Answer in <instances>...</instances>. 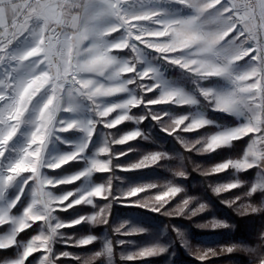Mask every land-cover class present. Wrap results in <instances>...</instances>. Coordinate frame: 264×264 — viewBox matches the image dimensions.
I'll return each instance as SVG.
<instances>
[{
  "label": "rangeland",
  "instance_id": "obj_1",
  "mask_svg": "<svg viewBox=\"0 0 264 264\" xmlns=\"http://www.w3.org/2000/svg\"><path fill=\"white\" fill-rule=\"evenodd\" d=\"M6 1L0 0V2L4 3ZM103 3L104 0H100L92 9L94 12L93 16H97L96 20H90V17H93L91 14H88L86 18L85 12L83 13L80 32L77 36L78 40L77 38L74 40L73 56L65 57L58 65L57 70L51 72V75L49 71L44 74L42 72L40 75L41 83L35 87L36 91L40 90V94L38 93L35 97H31L33 96L31 94L25 99L27 102L31 100V104H26L25 100H23L24 103L19 104L20 98H22L19 91L22 89V84L28 83L30 86L29 92L32 93L34 91L32 88L37 82V74L27 71L25 73H13L10 77H6V74L4 78L0 76V127H9L7 119L17 115V109H21L22 112H25V115L36 112L39 107V97L41 100L45 97L47 101L51 98L53 105L59 106L53 122V135L49 138V145L56 147L61 145L62 147H59V155H63L75 151L77 145L87 141V147L80 154V158L68 162H75V169L64 172L55 171L54 174L56 173L57 175H54L53 179H63L80 173L89 166V161L93 158L100 160L111 159L109 171L93 172L90 176L81 177L79 180L68 183L73 184V186L68 187L66 186L68 184H59L52 190L57 196L67 192H73L74 196H77L78 194H84L95 186L106 185L111 179V183L108 185L110 194L106 198H94L92 204L74 205L67 208V210L57 209L59 211L56 214L58 217L53 213L61 222L70 223L79 217L94 215L107 205V222L96 225L81 222L74 226L60 229L61 235L57 236L52 243L51 252L49 254L47 252L46 257H44L45 252L42 250L36 251L27 257L29 258L27 264H41L42 260L46 261L47 259H51L53 264H82L84 258L102 252L106 243L111 246V255L99 256L94 261V264H178L179 248H183L184 255L188 258L202 260L213 250L211 246L212 240L210 236L194 239L190 225L195 226L204 233L214 232L227 227L229 223L226 219L219 218L216 210L210 207L205 194L207 190L213 191L214 187L229 183H242L241 173L244 171L228 168L225 170L228 174L223 180L211 177L216 174H203L204 181L189 180L190 177L186 169L183 152L179 149V146L186 149L184 147L186 142L190 143L203 137L243 126L252 119L256 101L250 99V97H254L255 92H245L243 89L256 82L251 77L257 71L263 73L264 62L256 64L250 60V57L234 59L237 54L242 53L243 49L249 47L245 45L241 37L228 44L221 42L212 53L204 52L198 44L186 45L185 41L192 35V25H198L201 31L214 35L221 30H226L232 24L230 20H185L186 14L192 10L185 9L183 4L178 3L177 0H120L121 9L118 13L100 7ZM154 9L159 10L161 13L166 10L169 11L171 20H160L168 24L166 30L162 28L161 23L154 20H141L138 24L122 22L121 17L124 20H131L133 14L142 15L145 10L151 11ZM213 11L215 10L206 9L202 12L210 13ZM199 12L201 11H198V9L194 10L196 14ZM115 28H120V31H114ZM129 30H135L143 38L142 41L137 42L139 51L126 48L124 50H113L112 52L110 49L111 44L114 41H126ZM161 31H164V34L158 35ZM109 33L111 34L109 35ZM35 39L36 31L32 28L29 33L30 44L36 42ZM145 42L155 46L157 50L146 46ZM259 42L261 47L264 48V38L259 37ZM159 49H166L167 51L164 52ZM225 50H227L228 55L223 54ZM164 55L186 61L196 60L197 63L191 64L188 69H183L178 65L168 63ZM108 56L115 58L116 64L105 63V59ZM19 57L18 60H21V56ZM22 62L23 60L18 62L17 65L20 68L26 67L25 63ZM129 65H132L137 71L153 69L154 75L141 79L138 73L119 72L120 67H128ZM201 65L206 66L203 69L205 71L210 70L211 67L221 68L223 70L222 74L219 76H203L197 71V69L201 68ZM70 70H73L76 74L79 89L76 92L71 87L66 86L61 88L62 93L59 94L54 83V76L57 75V79L64 80ZM241 76H244L245 79H240L239 77ZM133 79L135 80L134 83L132 82ZM257 79H260V77H257ZM11 81L20 82L19 87L11 85ZM80 81L92 82L89 92H95L97 88H100L101 92H103L108 88L118 87L126 82L128 91L114 92L109 95L98 93L94 98L89 99V95L80 87ZM153 84L157 85L153 91H144L146 86ZM201 89L209 90L215 95L205 97L201 94ZM165 90H179L186 96L191 97L195 103L184 105L147 103L158 99ZM133 95L135 98H142L145 103L139 105V109L132 114L131 109L133 108H131L128 114L134 117H145L142 122L124 121L132 122L133 124L132 127L124 131L106 128L103 123L99 122L101 118L96 114L97 109L102 110L105 106L122 103L132 98ZM220 96L233 98L235 106L231 111L225 112L214 109V104ZM210 100L211 102H209ZM179 106H185L186 109L182 111L176 110L175 108ZM149 113L163 114L162 120L153 119V116L149 115ZM118 114H120V109L103 119H114ZM181 116H187L190 119H206L210 123L205 126H213L215 129L195 136L188 135V132L180 130L169 134L168 131L163 129L164 124H169L171 120ZM27 118L25 117L22 121H15L16 124H19L17 133L7 143L2 144L6 146V150L3 156L0 157V176L4 175L7 165L16 158L27 142L28 134L33 129V125L28 123L32 119L27 120ZM62 121H75L78 124L93 121L95 122L94 133L89 138L81 128H73L64 132L55 131V129L62 126ZM133 130L141 132V136L136 138L139 139L138 143L126 149L117 147L121 144L110 143L109 154L97 156L99 147L105 144L106 139L109 137L113 140L119 139ZM248 135L250 139L241 155H233L221 162L210 165L197 163L194 164V167L202 174L203 171H208L222 162L243 159L245 151L258 134L249 133ZM196 147L200 148L201 145L198 144ZM257 149L264 150V145L258 144ZM193 152L196 154L210 153ZM152 153H164L166 158L148 167L129 171L122 170ZM261 163H264V161H261ZM252 168H254V175L247 190L248 195L255 191L264 190V188L257 187L255 191H251L254 185L264 184V169L254 166L247 170ZM177 172H182L184 175H177ZM96 174L101 175H97L94 178ZM148 184L156 186L150 189L146 188L145 191L138 193L136 196L127 197L125 195L134 187ZM168 185L176 186L181 191L159 211L139 203L147 202L152 204L155 196L165 191ZM19 187L18 184L13 182L7 186L3 195L0 196V209L5 208L9 202L19 197L18 202L9 212L12 217L21 216L32 199V186H25L21 190ZM185 200L189 201L187 207L179 214H173ZM70 201H65L64 203L67 204ZM245 202L247 209L257 207L255 203ZM245 202L240 204L245 205ZM201 204L205 207L202 211L197 212L196 210ZM260 204L262 205L264 202L261 200ZM166 212L169 215H165L164 213ZM157 214H163L173 219L172 223L165 224L161 222L154 217ZM183 219L185 222L182 221ZM213 222L222 223L225 226L199 227L202 224L211 225ZM41 223L36 222L28 229L18 233L16 236L17 243L13 246L0 248V260H7L9 264H16L17 261L22 260L23 246L27 245L34 236L39 234ZM121 224H124L122 232H115L114 229ZM73 227L76 229L70 230ZM10 228V224L0 226V236L7 235ZM131 229H138L139 231L133 232ZM25 231H28V234L18 239V236ZM125 232L129 234H124ZM88 236L95 237V240L86 246L76 245L75 242L77 240ZM149 248L157 250L163 248L164 251H155L154 254L145 258L137 257L138 252ZM65 252L69 253V256L61 255ZM130 256L134 258L128 259ZM75 257H81V262ZM26 261L27 259L23 260V264Z\"/></svg>",
  "mask_w": 264,
  "mask_h": 264
},
{
  "label": "snow or ice",
  "instance_id": "obj_2",
  "mask_svg": "<svg viewBox=\"0 0 264 264\" xmlns=\"http://www.w3.org/2000/svg\"><path fill=\"white\" fill-rule=\"evenodd\" d=\"M177 2L185 4L186 6H191V4L189 3V0H177ZM259 2H260L261 7L264 8V0H259ZM242 6H243V4L234 5L233 0H205L203 6L201 8H199L198 11H204L205 9H212V10H215L217 12H219L221 10H223L225 12H232V11L238 10V7H242ZM100 7L105 8V9L112 11V12L118 13L121 9V4H120V0H104V3ZM161 15H162V13L159 10L154 9L151 11L145 10L142 15L133 14L131 20H124L122 17H121V19H122V22L128 23V24H138L141 20H154V21H157L158 23H161L162 28L164 30H166L168 27V24L160 21L159 18L161 17ZM189 23H191V21H189ZM114 31H120V28H115ZM110 34L111 33H109V35ZM163 34H164V31H161L158 33V35H163ZM244 35H245V32L243 30H241L240 28H238L237 26H230L226 30H224L223 32H220V33L213 35V34H208V33L201 31L198 25H192V35L189 36V38L185 41V43H186V45H197L198 44L202 47L204 52L212 53L215 51V48L221 44V42H225L226 44H228L229 42L237 40L241 36H244ZM142 40H143V38L135 30H129L127 40L123 41V42L122 41H114L111 44L110 49L113 52V50H124L126 48H131L133 51L138 52L139 50H138L137 45ZM145 43H146V46L153 47V50H157L155 48V46L149 45V44H147V42H145ZM159 50L164 51V52L167 51L166 49H159ZM41 52H42L41 48L34 47L31 50L24 52L21 56V59L24 61H27V62H34V58H36L38 56V54H40ZM223 54L228 55L227 50H225ZM244 57H250V60L254 61L256 64H260L261 62H264V48L261 47L258 36L252 40L249 47H246L245 49H243L242 53L237 54L234 57V59H243ZM164 58L168 61V63L178 65L179 67H181L183 69H188L191 64L197 63L196 60L186 61V60H181V59L169 56V55H164ZM105 63H107V64L112 63L111 56H108L105 59ZM205 67H206L205 65H201V68L197 69V71L200 72V74L203 76H210V75L219 76L222 74V71H223L221 68H218V67H211L210 70L205 71V70H203ZM128 68L131 69V71L123 72V73H138V75L140 76L141 79H143L145 77H151L154 75L153 69H145L144 71H137V69L134 68L132 65H129ZM257 77H260V79H257ZM239 78L245 79L244 76H241ZM251 78L256 80V82L248 85V87L246 89H243V91L255 92V96L250 97V99H254L256 101V103L254 105L253 118L250 119L243 126L236 127L234 129H230V130L215 134V136H222V137H226V138H231L227 141L229 143L231 141L240 139V138L248 135L249 133H256L258 135L252 141V143L249 145L248 149L245 151L243 159L237 160V161L231 160V163H229L230 160H228L226 162H222L216 166H213L208 171H203L202 174H204V175L218 174L222 171L227 170L228 168L235 169L234 165H236V164H246L247 165V167L241 168V169H239V171H245V170H247L251 167H254V166H259L262 169H264V163H261V161H264V150H258L257 149L258 144L264 145V73L257 71L256 74L254 76H252ZM132 82L134 83L135 80L133 79ZM79 83H80V87L82 89H84L86 94L89 95V99H92L95 97V95L92 94L93 92L88 91L89 88L92 87L91 81H80ZM25 87H27V86L25 85ZM155 87H157V85H155V84L148 85L145 87L144 91L145 92L153 91L155 89ZM201 94L205 97H211V96L215 95V93H213L209 90H205V89H201ZM136 99L140 100V103L137 106L145 103L142 98H136ZM209 102H211V100ZM147 103L148 104L173 103V104H178V105H184V104L195 103V101L191 97L186 96L185 94H183L179 90H165L161 93V95L158 99L148 101ZM234 106H235V101L233 100V98L226 97V96H220L217 98V100L214 104V109L229 112L232 110V108ZM130 109L131 108L120 109V114H124V112H127V114H128L130 112ZM99 111H101V110L97 109V113ZM38 115H39V112L37 113L36 116H38ZM149 115H152L153 119L159 121V120H162L163 114L149 113ZM97 116L99 118H101V120L99 122L103 123L106 128H109V129L113 128V127H108V125L111 124V121L113 119L105 120L103 118H107L108 116L107 117L100 116V115H97ZM129 116H132V115H129ZM17 119L19 120L20 117H17ZM176 119L182 120V122L179 124L178 127L170 128V127H168V124L163 125V129L168 131L169 134H172V133L176 132L177 130L185 131V132L194 131V130L200 129V128H202L205 125L210 123V121L203 119V118H191L190 119L187 116H181V117L176 118ZM43 123H44V121L42 119H37V125H42ZM69 123H71V122H68V121L63 122L62 126L59 127L58 129H55V131H69L73 128H81L86 133V136L89 138L94 133L95 122H93V121H88V122H85L84 124H78L77 122H75L72 124V127L67 126ZM194 123L199 124L200 127L191 128L190 126L193 125ZM118 125H120V124H118ZM118 125H116V126H118ZM10 127H11V129L13 127H16L18 129L19 124L18 123L12 124V125H10ZM35 127H36V125L33 126V129H32L33 131L35 130ZM245 128L248 129L247 132L243 131V129H245ZM88 132L91 133L90 136L87 135ZM131 132H138L139 135L137 137L141 136V132L138 130H133ZM128 134L129 133H127L123 136H126ZM212 136L213 135L208 136V137H206V139L212 140ZM0 138H2V137H0ZM132 140L133 139L127 140L124 143H127V142L132 141ZM124 143H120V144H124ZM111 144H116V143H111ZM38 145H39V142H37L36 145L30 144V136H29L25 147L28 149V151H33L34 148ZM184 147L188 151H197V149H198L196 146H192L191 144H188V143H185ZM5 150H6V146L0 144V152L4 153ZM73 152H75V151H73ZM73 152L66 154L69 156V159L67 160L66 163L80 158V154L83 153L84 151L78 152L74 156L72 155ZM109 152H110L109 145H108L107 150L105 149V145H103V146L99 147L97 153H98V156H100V155H108ZM2 156H3V154L0 155V157H2ZM165 158H166V154H164V153H152V154L144 156L138 162L132 163L130 166L123 168L122 170L129 171V170H135V169H139V168H143V167H148V166L157 164V162L159 160L165 159ZM27 159L30 160L32 158L28 157ZM98 161L100 163L107 164V169L104 171H100V170H98V168L96 166H94V163L89 162V166L85 170L81 171L78 174L71 176V177H75V179H71V177L61 179V180L65 181V183H63V184L72 183L76 180H79L81 177L88 176L89 172H91V174H92L93 172H107L110 170L111 159H109V160L98 159ZM66 163L62 164L60 167H62ZM12 165H13V163L7 165V167L5 168L4 175L0 176V177H3L4 181L6 182L3 185L4 190L7 188V186L11 185L14 181H16L17 178H20L22 176V174H24V173H21L19 176H17L15 173H13L11 171ZM224 165H227V167H223ZM27 173H30V175L27 178H24L25 183H27V180H32L35 182L36 177L34 176V174L32 172H27ZM177 175H184V173L177 172ZM9 176L13 177V179L11 181H9L7 179ZM155 186L156 185L148 184V185L134 187V188L130 189L125 195L127 197L136 196L138 193L145 191L146 188L150 189V188H153ZM238 186H239V183H229L226 185L214 187L213 191L215 193L219 194V193H222L224 191L230 190L232 188H236ZM257 187L264 188V184L254 185L253 188L251 189V191H255L257 189ZM106 189H107V192L105 191ZM92 190L97 191L98 194L93 195L91 197H88L85 195V193L84 194H78L77 196H74L73 192H71L72 195H67L69 193V192H67V193L61 195V196H66L67 198L64 199L63 202L54 203L52 206L53 212L56 211L57 209L67 210V208H69V205H71V207H73L74 205L87 204V203H85V200H87V199H91L93 202L94 198H106L109 195L108 193H110V187L107 184L95 186L92 188ZM180 191H181L180 188H178L176 186L168 185L166 187L165 191H163L161 194H157L155 196L154 202L152 204H149L147 202H144V203L139 202V203L143 206H150L155 211H159L161 208H163V206L166 203H168L171 199H173ZM82 195H85V200L80 199V197ZM70 198H72L71 201H70ZM18 200H19V197H17L16 200L9 202L7 204V206L5 208H3L4 210L7 211L8 217H12L9 215V212H10L11 208H13L16 205ZM65 201H70V202L65 204L64 203ZM188 203H189V201L185 200L175 210V213H173V214H179L180 212H182L183 209L185 207H187ZM204 207L205 206L203 204H201L200 207L196 211L197 212L202 211L204 209ZM249 209H250V211H254V209H251V208H249ZM25 210H28V206L24 209V211ZM24 211H23V213H24ZM164 214L169 215V213H167V212ZM193 214H195V213H193ZM0 215H2V213H0ZM107 215H108V209H106L104 207V208H101L100 210H98L94 215H90V216H86V217L82 216L83 218L79 217L78 219H75V220L71 221L70 223H65V225H67L65 227H71V226H74L75 224H78L81 222H88L89 223L91 220H94L97 217H99L100 219H104L105 223H106L107 222ZM36 222H42V221H40V220H35L34 222L30 221L29 222L30 226H32ZM5 224H10L12 227L11 219L5 218L4 222L0 223V226H3ZM209 226L210 227H222L225 225H223L222 223H218V222H213L211 225H204V224L199 225V227H209ZM65 227H63V228H65ZM28 228H25L24 230H26ZM60 229H62V228H60ZM60 229H58V231ZM116 229H117L116 230L117 233H121L122 230L124 229V226L120 227V225H119L118 227H116ZM24 230H22V231H24ZM22 231H20V232H22ZM136 231H139V230L137 229ZM136 231H134V232H136ZM20 232H18V233H20ZM10 234H11V228L9 230V233L7 235H3V236H9ZM17 234L13 238L12 244H9V245H6L5 247H0V248H7V247H11L14 244H16L17 243V241H16ZM124 234H129V233L125 232ZM94 240H95V237L88 236V237L81 238V239L77 240L75 243L77 246H86V245L90 244L91 242H93ZM27 245H28V243H27ZM27 245L23 246L24 247L23 254H22L23 259L17 261L16 264H23V260H26L27 257H29L31 254H33L36 251L43 250L45 253L49 252L48 247H46V246L40 247L38 245L34 246L32 251H28ZM155 251H157V249L149 248L146 250H142V251L137 253V257L138 258H145V257H148V256L154 254ZM226 251L230 252V251H232V248H228V249H226ZM25 253H27V254H25ZM211 254L215 255L214 252ZM61 255L69 256V253L65 252V253H62ZM101 255H108V256L111 255L110 244L106 243L104 245V249L102 252L92 254L88 258H84L82 261V264H94V261ZM75 258L81 262V259H82L81 257H75ZM133 258L134 257H131V256L128 257V259H133ZM49 260H51V259H47L46 261L42 260L41 264H47V262ZM0 264H9V261L0 260ZM52 264H53V262H52ZM259 264H264V256H261L259 258Z\"/></svg>",
  "mask_w": 264,
  "mask_h": 264
},
{
  "label": "crops",
  "instance_id": "obj_3",
  "mask_svg": "<svg viewBox=\"0 0 264 264\" xmlns=\"http://www.w3.org/2000/svg\"><path fill=\"white\" fill-rule=\"evenodd\" d=\"M99 1L100 0H7L6 3L0 2V27H5L12 23L14 24L13 28L11 29L13 42L8 49L0 52V76L4 78L6 74V77H10L13 73H25L27 71H31L37 74V82H35L33 88L31 87L34 90L33 92L31 91L32 93L29 92L30 86L28 83L21 85L22 89L21 91H19V93L21 92L20 96L22 97L20 98V105L21 103H24L23 100H25L27 96H30L32 94L33 96L31 97H35L38 93L40 94V90L36 91L35 87L37 86V84L41 83L40 75L42 74V72L44 74L49 71L48 65L52 56H56L57 58L55 71L65 57L73 56L72 54L74 51V40L75 38H77L78 33L80 32L83 13L85 12L86 18L88 17V14H91L93 16L94 12L92 9H94V5ZM238 1L239 0H233V4L237 5ZM204 2L205 0H189L191 6H186L185 4H183V7L185 9L192 10L189 11L188 14H186L185 20H230L232 26H234L231 19V13L233 11H213L210 13H203L201 11L198 14L194 13V10L201 8ZM252 8L256 14V22L258 26L257 36L264 38V8L261 7L259 0L253 1ZM90 18V20H96L97 16L94 15ZM160 20H171L168 10L162 13ZM50 23H56L62 28V37L57 44H54L50 47H42L43 33L46 26ZM32 28L36 31V42L30 44L29 33L31 32ZM220 32L223 31L221 30ZM34 47L41 48L42 52L38 54L36 58H34V62H27L23 60L26 67L20 68L17 63L22 59L18 60L20 58L19 56H22L24 52L31 50ZM56 76H54V83L58 91L59 88L57 86V82L61 79H57ZM10 84L19 87L20 82L11 81ZM25 85L27 87H25ZM46 102L47 100L45 99V97H43L42 100L39 97V107L36 112L34 111L30 115H25V112H22L19 115V120L17 119V115L11 116V118L7 119L9 127H0V132H7L8 130H11L10 125H12V122L16 124L15 121H22L25 117H28L27 120H33L37 115L38 110ZM25 103L31 104V100H29L28 102L25 100ZM22 131L24 132V130ZM15 134L11 137V139L15 136ZM25 146L26 143L24 147ZM59 147L62 146L60 145L56 147L50 146L48 144V147L46 148L44 153L45 160H49L55 156H59ZM17 158L18 155L9 164L14 163ZM60 168L54 170L43 168L41 171L42 174L46 175L47 177L54 178V175H57L56 173L54 174V172ZM29 175L30 173L26 172L22 174L20 178H17V180L14 181L16 184H18V186H20V190L25 186L33 187L34 181L27 180V183H25L24 178H27ZM52 190H54V188H50V191ZM58 212L59 211L56 210L53 213L55 216H57L56 214ZM50 252L51 251H49L48 254ZM46 255L47 253H44L43 256L46 257Z\"/></svg>",
  "mask_w": 264,
  "mask_h": 264
},
{
  "label": "clouds",
  "instance_id": "obj_4",
  "mask_svg": "<svg viewBox=\"0 0 264 264\" xmlns=\"http://www.w3.org/2000/svg\"><path fill=\"white\" fill-rule=\"evenodd\" d=\"M112 63L116 64L115 58H112ZM131 71L128 67H120L119 72H128ZM127 83V82H126ZM126 83H122L118 87L108 88L106 91L101 92L100 88H97L95 92H93V95H97L98 93L101 95H109L114 92H126L128 91L126 87ZM86 86V85H85ZM31 98V97H30ZM140 103V100H137L135 96L133 95L132 98L127 99L123 101L122 103H116L112 104L111 106H105L102 108L101 111L96 113L100 116H109L111 113L115 112L117 109H129L134 108ZM59 110L58 105H53L52 99L49 98L46 103L43 104V107H41L38 112L39 115L35 116V118L28 123L32 124L33 126L36 125L35 130H31L28 134L30 136V144L36 145L37 142H39V145L34 148L33 151H28L26 147H23L22 150L18 153V158L15 160V162L12 165L11 171L15 173L17 176H19L21 173L26 172H32L34 176L36 177L32 192H31V202L28 205V210H25L24 213L19 217H8V213L4 209H0V223L4 222L5 218L11 219V234L9 236H0V247H5L6 245L13 243V238L15 235L24 230L25 228L30 227V221L40 220L42 223L40 224V232L38 235L34 236L32 240L28 243L27 248L28 251H32L34 246H40V247H48L49 251H51V245L54 242L55 238L61 233L58 231V229L63 228L67 225H65L64 222H61L53 215V204L56 202H63L64 199H66V196H57L52 191H50V188H54L59 184L65 183L64 180L61 179H53L49 178L46 175L42 174L43 168L48 169H57L62 164L66 163L69 159V156L66 154L55 156L49 160H45V150L48 147L49 144V138L53 135V122L56 117V113ZM67 110V109H66ZM22 110L17 109V117L21 114ZM47 113V114H46ZM37 119H42L44 123L42 125H37ZM144 119L143 116L134 117L129 116L127 112H124V114H118L112 121L111 124L108 125V127H115L118 124H121L124 121H133L134 123H140ZM182 122L181 119H173L171 120V123L168 124V127L175 128L178 127L179 124ZM63 123V121H62ZM75 123V121L69 123L67 126L72 127V124ZM191 128H198L200 127L199 124L194 123L190 126ZM17 128L13 127L11 130H8L7 132H0V144L7 143L9 139L16 133ZM244 132H247L248 129H243ZM87 135H91L90 132L87 133ZM139 135L138 132H130L126 136H122L120 139H111L110 137L106 139L105 141V149L107 150L109 143H124L127 140L135 139ZM57 139H59L57 137ZM231 138H226L222 136H212V140H207L206 137H203L201 139L192 141V142H186L188 144H191L192 146L201 145L200 148L197 149L200 153H206V152H212L215 151L217 148L228 145L227 142ZM28 140V139H27ZM214 141V142H213ZM87 147V141L84 143H81L76 146L75 152L72 153L74 156L78 152H83L85 148ZM3 153L0 152V155ZM98 156V153H97ZM28 157L32 159H27ZM89 162L94 163V166L98 168L100 171H104L107 169V164L100 163L98 161V158H93ZM231 163V160L229 161ZM223 167H227V165H224ZM236 170H239L241 168L247 167L246 164H236L234 165ZM195 170V169H194ZM91 175V172H89V175ZM9 181L13 179V177L9 176L7 178ZM71 179H75V177H71ZM4 181L3 177H0V196L3 195L4 192ZM111 179L107 182V185H110ZM79 191V190H77ZM107 192V189L105 190ZM97 191L95 190H88L85 192V195L88 197H91L93 195H97ZM110 194V193H108ZM67 195H72L71 192H69ZM85 195H82L80 197L81 200H85ZM85 203L92 204L91 199L85 200ZM71 207V205H69ZM106 209H108V206H105ZM83 218V217H82ZM55 221V223H53ZM90 224L96 225V224H103L105 223L104 219H100L97 217L94 220H91L89 222ZM124 224H121L120 227H123ZM116 228L114 231L116 232ZM137 229H131V231H136ZM157 251L163 252L164 249L160 248ZM27 254V253H25ZM47 264H52V261L49 260Z\"/></svg>",
  "mask_w": 264,
  "mask_h": 264
},
{
  "label": "trees",
  "instance_id": "obj_5",
  "mask_svg": "<svg viewBox=\"0 0 264 264\" xmlns=\"http://www.w3.org/2000/svg\"><path fill=\"white\" fill-rule=\"evenodd\" d=\"M138 109L139 106L131 109V114ZM175 109L182 111L186 109V107L179 106ZM132 125V122H124L112 129L116 131H124L132 127ZM213 129H215L213 126H204L200 129L188 132V135L195 136ZM249 139L250 136L246 135L240 139L231 141L230 144L221 146L208 154H196L193 151H188L179 146V149L183 152L186 169L190 177L189 180L204 181L203 174L194 167V164L205 163L210 165L221 162L233 155L239 156L246 147ZM138 142L139 139H134L117 147L126 149ZM78 164H80V162H78ZM75 165V162L65 164L56 172L71 171L75 169ZM227 174L228 173L225 171L211 177L213 179L223 180ZM97 175L101 174H96L94 178ZM253 175L254 168L242 172L241 177L243 181L238 187L219 194L207 190L205 196L206 199H208L210 207H213L216 210L219 218L226 219L229 224L223 229L207 233L190 225L194 239H199L203 236H210L213 250L208 256L200 260L196 258H188L184 255L183 248H179L180 255L177 261L178 264H259V258L264 256V204H260L261 200L264 202V190L255 191L251 195L247 194ZM66 186L70 187L73 186V184H68ZM245 201H250L251 203L256 204L257 207L254 208V211H250V209L246 208ZM242 202H245V205H241L240 203ZM154 217L158 218V220L165 224H171L173 220L163 214H157ZM182 221L185 222L184 219ZM232 226H234V228H232ZM74 229L76 228L73 227L70 230ZM28 231L21 233L18 236V239L27 235ZM228 248H232V251H226ZM213 252L215 255L211 254ZM28 260L29 258H27L25 264H27Z\"/></svg>",
  "mask_w": 264,
  "mask_h": 264
},
{
  "label": "built area",
  "instance_id": "obj_6",
  "mask_svg": "<svg viewBox=\"0 0 264 264\" xmlns=\"http://www.w3.org/2000/svg\"><path fill=\"white\" fill-rule=\"evenodd\" d=\"M254 0H239L237 5L243 4L242 7H238V10H235L231 13V19L234 26L241 28L245 35L241 36L245 45L250 46L252 40L257 37V22H256V14L253 11L252 5ZM13 23L9 24L5 27H0V52L5 51L9 48L11 43L13 42V37L11 34V29L13 28ZM62 37V28L58 26L56 23H50L46 26L42 42L46 47H50L54 44H57ZM57 63L56 56H52L50 59V63L48 65L49 72L55 71ZM264 73V71H263ZM58 93L61 94V88L65 86L71 87L74 91L79 89V84L77 82L76 74L73 71L67 73L64 80H60L57 82Z\"/></svg>",
  "mask_w": 264,
  "mask_h": 264
}]
</instances>
